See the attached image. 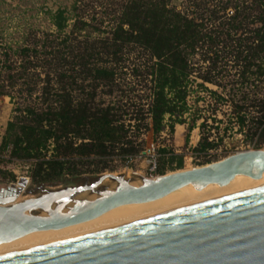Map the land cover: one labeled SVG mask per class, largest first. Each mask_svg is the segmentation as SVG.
Segmentation results:
<instances>
[{
	"label": "trees",
	"instance_id": "16d2710c",
	"mask_svg": "<svg viewBox=\"0 0 264 264\" xmlns=\"http://www.w3.org/2000/svg\"><path fill=\"white\" fill-rule=\"evenodd\" d=\"M176 4L177 0H127L107 36L86 40L84 48L73 55L65 34L52 45L49 53L57 63L43 78L37 71L42 57L36 43L10 48L19 63L5 51L1 70L10 88L28 78H41L42 84L36 102L15 107L16 114L6 123L0 162L7 152L9 161L29 164L28 176L35 184L71 183L112 170L116 160L127 164L138 157L144 150L141 130L155 137L165 129L173 133L176 124L187 125L185 144L194 128L200 130L192 154L207 155L231 130L243 134L244 146L264 147V8L256 16L259 25L242 33L244 16L236 7L220 26L207 27L210 19L181 13ZM208 11L214 18L222 16H216L215 9ZM49 13L60 35L69 13L64 8ZM75 23V30L87 25L82 20ZM128 45L144 50L149 57L143 66L147 101L134 110L120 94L121 70L117 67ZM221 49L227 50L233 62L229 89L212 75ZM197 53L208 62L200 75L191 62ZM139 69H133L134 75ZM26 82L31 97L35 88ZM0 95L11 96L4 86ZM221 105L230 109L223 133L218 128L222 119L217 117ZM205 107L211 113H204ZM158 151L160 161L170 170L182 168V153L167 147ZM162 166H158L160 174L164 173Z\"/></svg>",
	"mask_w": 264,
	"mask_h": 264
},
{
	"label": "water",
	"instance_id": "95a60500",
	"mask_svg": "<svg viewBox=\"0 0 264 264\" xmlns=\"http://www.w3.org/2000/svg\"><path fill=\"white\" fill-rule=\"evenodd\" d=\"M264 173V148L154 178L100 173L18 200L27 179L0 188V243L92 220L182 187ZM44 185V184H40ZM0 264H264V182L192 197L81 235L0 254Z\"/></svg>",
	"mask_w": 264,
	"mask_h": 264
},
{
	"label": "rangeland",
	"instance_id": "374dc122",
	"mask_svg": "<svg viewBox=\"0 0 264 264\" xmlns=\"http://www.w3.org/2000/svg\"><path fill=\"white\" fill-rule=\"evenodd\" d=\"M127 0H0V61L3 60V53L6 51L11 60H16L15 55H12L11 47L22 45H33L36 43L39 50L40 58L38 61L37 71L43 78L45 71H51L55 63L52 60V45H55L65 34L69 36L68 44L72 55L84 48L85 42L96 40L100 37H106L107 32L114 26L115 19L118 16L122 5ZM224 5V7H223ZM235 7L237 11L241 12L240 16H244L241 19L243 27L242 33H248L247 29H251L259 25V21L256 18L260 9L264 8V0H177L175 8L181 13L188 14L190 16L199 17L203 19H210L206 22L207 27L220 26L221 23L228 18L229 15L234 14ZM57 8L66 9L69 13V20L64 31L59 35L58 31L50 21V11H54ZM212 9L216 12V16H220L219 19L214 18L213 14L208 11ZM244 18V19H243ZM78 20H82L87 25L82 30H75L73 24ZM76 24V23H75ZM226 26V24L224 25ZM59 35L60 37H57ZM47 36V37H46ZM52 39L55 42L52 43ZM48 46H44V45ZM66 50V49H65ZM68 50V49H67ZM224 50V49H223ZM221 49L220 57L217 60V66L214 68L212 75L223 87L229 89L232 84V73L234 67L232 58L229 56L227 50ZM125 54L121 62L117 64L119 70H121L119 79L121 90L120 94L123 95V99L130 104V108L133 110L147 101V87L148 84L145 80L144 68L145 63H149V57L147 52L132 45L126 46L124 50ZM71 55V54H70ZM71 55V56H72ZM46 57V58H45ZM203 55L196 54L192 57V64L195 66V73L198 75L206 72L208 62L203 61ZM46 59V60H44ZM18 62V59L16 60ZM73 61H76L73 60ZM16 62V64H17ZM19 63V62H18ZM2 62H0V87L4 86V90L11 96L0 95V142L4 133L6 123L13 118L16 114L15 107H23L25 103L36 102V95L39 93V87L42 84V79H26L29 82L30 88H35L31 97L27 93V82L18 80L16 85L12 88L8 85V80L2 72ZM57 65V64H56ZM137 66L140 67L138 75L133 72V69ZM195 82L199 81L196 75L192 77ZM195 84H191L192 87ZM209 88L216 89L215 86L208 85ZM222 91V90H221ZM119 95V92L114 93ZM192 105V101L189 102ZM203 106V104H200ZM217 117L222 119L218 123L219 132L223 133V127L227 123V113L230 109L224 105L218 107ZM194 109V108H192ZM210 107L202 108L204 113H211ZM199 123V121H198ZM212 124V121H210ZM214 131V129H213ZM143 133L140 136V140L143 141L142 148L144 149L140 156L135 157L132 161L125 164L123 161H114L111 164L112 170L105 171L103 173L125 174L127 176L145 175L148 168V161L150 159H158L159 166L164 168V173L167 174L175 170L190 169L194 166L203 165L211 161H215L223 158L226 155L234 153V151H240L245 149V146L241 143L243 134L235 132H227L223 141L219 143L217 150H213L211 154H192V147H194L200 137V130L196 127L188 135V142L184 143V137L187 133V125H175L174 133H170L167 129L163 130L159 135L153 137L150 131L141 130ZM161 147H167L174 150L177 153L183 154V167L180 169L170 170V168L160 161L158 149ZM264 148V147H262ZM28 163L15 162L8 160L7 152H3L2 161L0 162V171L4 172L0 175V188L6 187L11 184H16L21 177L27 179L26 185L22 188L18 200H22L27 197L35 196L40 193V187L44 188H56L68 184L78 183L80 180L64 183H55L44 185L35 184L28 176ZM162 175V174H161ZM178 193H176V196Z\"/></svg>",
	"mask_w": 264,
	"mask_h": 264
},
{
	"label": "bare ground",
	"instance_id": "6f19581e",
	"mask_svg": "<svg viewBox=\"0 0 264 264\" xmlns=\"http://www.w3.org/2000/svg\"><path fill=\"white\" fill-rule=\"evenodd\" d=\"M259 182H264V173L255 178L246 175H237L227 185L224 186L210 184L202 189H197L196 187L188 185L154 201L118 206L86 222L70 225L60 229L35 231L12 241L0 243V254L9 253L121 224L132 218L156 211L192 197L247 186ZM176 193H178L177 196Z\"/></svg>",
	"mask_w": 264,
	"mask_h": 264
},
{
	"label": "built area",
	"instance_id": "2783aa9c",
	"mask_svg": "<svg viewBox=\"0 0 264 264\" xmlns=\"http://www.w3.org/2000/svg\"><path fill=\"white\" fill-rule=\"evenodd\" d=\"M247 149H254V148L251 147V146H245V149H243V150H247ZM215 150H217V149H215ZM243 150H240V151H243ZM212 151H213V150H209L207 155L211 154ZM236 152H238V151H236ZM232 153H233V152H232ZM234 153H235V151H234ZM139 156H140V155H139ZM226 156H227V155H226ZM224 157H225V156H224ZM158 166H159V164H158V159H156V158L150 159V160L148 161V168H147V171H146L145 175H143V176H144V177H148V178H154V177H156V176L161 175V174L158 172Z\"/></svg>",
	"mask_w": 264,
	"mask_h": 264
},
{
	"label": "crops",
	"instance_id": "0c3cea01",
	"mask_svg": "<svg viewBox=\"0 0 264 264\" xmlns=\"http://www.w3.org/2000/svg\"><path fill=\"white\" fill-rule=\"evenodd\" d=\"M177 126H179L180 124H176ZM181 126V125H180ZM174 128H175V126H174ZM173 133H174V131H173ZM183 167V166H182Z\"/></svg>",
	"mask_w": 264,
	"mask_h": 264
}]
</instances>
